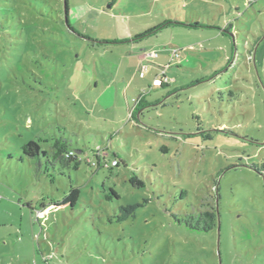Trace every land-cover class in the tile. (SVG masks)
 Here are the masks:
<instances>
[{
	"label": "rangeland",
	"instance_id": "374dc122",
	"mask_svg": "<svg viewBox=\"0 0 264 264\" xmlns=\"http://www.w3.org/2000/svg\"><path fill=\"white\" fill-rule=\"evenodd\" d=\"M67 3L0 0V264H264V0Z\"/></svg>",
	"mask_w": 264,
	"mask_h": 264
},
{
	"label": "trees",
	"instance_id": "16d2710c",
	"mask_svg": "<svg viewBox=\"0 0 264 264\" xmlns=\"http://www.w3.org/2000/svg\"><path fill=\"white\" fill-rule=\"evenodd\" d=\"M159 28L160 26L153 28L148 32H144L141 35L137 36L136 39H140L147 35H150L153 32H156ZM70 29L72 28L70 27ZM52 140H53L52 141L53 150L51 152L52 161H48V162L49 163L51 162L53 165L55 163H59L62 166H66V167H70L71 165L74 164L75 168L77 169L80 161L77 158L76 152L71 148L67 140L65 138H57V137ZM23 153L24 155L31 158L47 157L49 155L47 151L42 149L40 143L36 141H30L26 143L23 146ZM103 155H104L103 151H101V149H97L96 156L100 158ZM118 164L119 163L117 161V165ZM113 193L116 197H118L116 191L113 190ZM79 197H80L79 188L72 187L70 189V192L65 195L62 201H55L53 202V204L57 209L65 208L67 206L74 208L79 200ZM137 207H139V205H128L125 207H121V210L126 212V216H129L135 214ZM211 208L212 209L207 208L205 211H201L198 215L188 216L187 218L184 219L186 224L193 229L202 230L205 232L216 229L218 225L217 208L215 206Z\"/></svg>",
	"mask_w": 264,
	"mask_h": 264
},
{
	"label": "water",
	"instance_id": "95a60500",
	"mask_svg": "<svg viewBox=\"0 0 264 264\" xmlns=\"http://www.w3.org/2000/svg\"><path fill=\"white\" fill-rule=\"evenodd\" d=\"M67 0H65V20H66V23L69 25V21H68V5H67ZM218 201V200H217ZM217 214H218V231H220V215H219V211H218V205H217Z\"/></svg>",
	"mask_w": 264,
	"mask_h": 264
},
{
	"label": "built area",
	"instance_id": "2783aa9c",
	"mask_svg": "<svg viewBox=\"0 0 264 264\" xmlns=\"http://www.w3.org/2000/svg\"><path fill=\"white\" fill-rule=\"evenodd\" d=\"M173 55H176V56H178V53H177V51H174V52H173ZM155 57H157V55H155ZM167 80H168V79H167V78H165V81H167ZM156 83H157V84H161V83H162V81H161V80H157V81H156ZM113 165H117V161H114V162H113Z\"/></svg>",
	"mask_w": 264,
	"mask_h": 264
},
{
	"label": "crops",
	"instance_id": "0c3cea01",
	"mask_svg": "<svg viewBox=\"0 0 264 264\" xmlns=\"http://www.w3.org/2000/svg\"><path fill=\"white\" fill-rule=\"evenodd\" d=\"M141 34H142V33H141ZM138 36H139V35H138ZM130 39H131V40H130ZM135 39H136V37L133 39V37L130 36V37H129V40H130V41H128V42H132V44H134L133 42L135 41ZM148 55H149V54H148ZM148 55H147V56H148ZM144 58H145V56H143L141 59L143 60ZM157 80H159V79L157 78V79L154 80V81H155V84H157V83H156ZM96 84L98 85V82H96Z\"/></svg>",
	"mask_w": 264,
	"mask_h": 264
},
{
	"label": "clouds",
	"instance_id": "9594fccd",
	"mask_svg": "<svg viewBox=\"0 0 264 264\" xmlns=\"http://www.w3.org/2000/svg\"><path fill=\"white\" fill-rule=\"evenodd\" d=\"M162 84V83H161Z\"/></svg>",
	"mask_w": 264,
	"mask_h": 264
}]
</instances>
